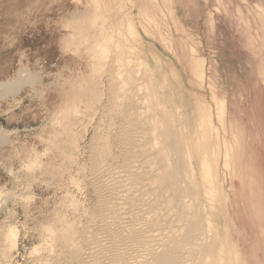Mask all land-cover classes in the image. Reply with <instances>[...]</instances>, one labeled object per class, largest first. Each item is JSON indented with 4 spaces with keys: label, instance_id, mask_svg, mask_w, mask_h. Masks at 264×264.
<instances>
[{
    "label": "rangeland",
    "instance_id": "obj_1",
    "mask_svg": "<svg viewBox=\"0 0 264 264\" xmlns=\"http://www.w3.org/2000/svg\"><path fill=\"white\" fill-rule=\"evenodd\" d=\"M89 1L0 0V84L12 89L0 88V264H52L55 257L52 252L55 249L57 253L58 247L55 237L47 236H52V232L54 236V232H57L56 228L61 224L57 221L59 216L70 217L67 219L70 221L74 215L76 222H71H78L79 226L85 222L82 216L87 210L85 207H89L90 192L79 169L83 165L80 163L86 162L87 146L94 125L100 123L98 115L103 114V101L107 92L104 77L98 78L97 88L99 86L102 99L99 97V102L93 103L97 106L92 105L91 108V105L86 104L84 96V99L79 98L80 105L77 106L75 116L81 114V117L78 116L75 120L81 121L78 124L74 120L76 123L71 126L73 135L67 136L55 120L59 114L57 111L68 101L65 96L66 88L86 85L91 77L89 67L93 59L86 61L90 56L85 48L88 47V42L82 40L85 34L93 31L90 19L93 20L91 14L94 12V5ZM115 1L118 8L111 11L114 17L106 12L105 16L107 14L109 23L114 18L115 28L128 23L132 25L137 33L135 38L128 35L125 27L123 30L133 53L143 61L142 68L147 70L146 77L151 78L150 80L153 77V82L160 85L162 82L168 84V89H165L167 96L188 114L187 117L196 120L202 116L209 120L210 150L214 151L215 148L218 151L216 182L220 184V196L226 202L231 225L229 237L239 251V264H264V0ZM108 21H98L94 28L102 29ZM114 30L112 36L116 38L118 35ZM83 66H87L89 70ZM84 73L89 74L85 76ZM76 76L84 77L86 82L81 80L82 77L77 81ZM30 77L34 80L32 78L31 81ZM15 78L17 81H13ZM8 80L10 81L7 82ZM65 80H70V83L67 84ZM60 89L63 91L58 92L61 100L56 95ZM57 103L59 109L55 106ZM83 103L87 108L83 107ZM52 107L58 110L54 112ZM83 112L89 114L84 117ZM51 119L55 124H52L54 122ZM56 132L61 137L57 141L52 136ZM74 132H79L82 139ZM51 137L55 138L54 141ZM75 137L79 139H74ZM63 138L67 147L70 146L69 142L76 140L77 143L75 149L73 145L68 147L70 151L67 150L73 154L71 163L62 157L61 159L56 150L57 142H61ZM66 138L73 141L68 140L66 143ZM50 143L52 146L56 143L54 149H51ZM50 159L56 162L52 163ZM54 165H61L58 166L59 171ZM63 166L67 171H63ZM46 168L52 171L47 172ZM76 170L79 172L76 173ZM52 174L53 177L49 176ZM75 176H79V185L75 182ZM63 197L66 201L70 199V203H66ZM69 204L70 212L67 208ZM83 204L87 206L84 205L81 209L80 205ZM74 205L79 207L73 208L72 213ZM55 210L58 217L54 218L56 215L52 211L56 212ZM77 215L81 216H78V220ZM46 220L51 222L48 221L50 226ZM49 227L53 229L50 230ZM9 228L11 237L4 235ZM217 228L220 229L218 224Z\"/></svg>",
    "mask_w": 264,
    "mask_h": 264
},
{
    "label": "bare ground",
    "instance_id": "obj_2",
    "mask_svg": "<svg viewBox=\"0 0 264 264\" xmlns=\"http://www.w3.org/2000/svg\"><path fill=\"white\" fill-rule=\"evenodd\" d=\"M92 2L94 5V12L91 14L93 20L90 19V21H92L91 27L93 28V31L82 37L83 41L88 42V47L85 48L89 51L90 56H87L88 59L86 61H88L89 58L93 59V63L90 65L91 67H89L91 68V74L86 73L91 77L88 76L90 79L87 82L83 80L84 77H80L81 80L86 82V85L81 87L69 86L66 88L67 90L65 89L67 94L65 96H67L68 101H65L67 102L66 105L64 103L65 106L62 107L63 104L59 106L62 108L57 111L59 114L56 113L58 115L55 120L60 124L58 127L61 126L60 128H62V131L66 133L67 136L73 135L71 134L73 133L71 132V130H73L71 129V126L75 125L78 121L75 120L78 116L81 117V114L75 116V111L78 108L77 106L80 105H78V103H80L79 98L84 96V98H86L85 101H87L86 104L91 105L92 108L93 103L96 101L99 102V100L102 99V94L100 95V91H98L99 86L97 88V85L98 78L101 76L104 77L103 80L105 79L104 81H106L107 84V86H104L107 87V92L105 93V97L103 96L105 98V101H103L104 109L103 111L100 110L103 114H101L102 116H100V114L98 115L100 123H98L99 125H94L87 146L86 162L85 164L83 162L80 163L83 165L79 169L90 192V204L88 208L85 207L87 210L84 211V216H82L85 219L83 220L85 221L83 225L79 226L78 222L76 223L77 225L71 222L72 220L76 222V217L73 219L74 215L73 218L71 217L72 220L70 221H68L70 217H65V219L61 215L57 220L58 222H61V224L59 223L60 227L56 225L60 229L56 228L57 232H54V236L53 232L51 236L50 234L48 235L50 231H47V237H55V243L58 247L56 248L55 246V248L58 249L57 253H55V249L53 250L54 252H52L55 254V257L53 263H51L239 264V251L235 247V242L229 237L231 225L228 211L226 209V202L224 197L220 196V184L218 185L216 182V178L218 177H216L218 151H216L215 148L214 151L210 150L209 120L204 119L202 116L196 120L187 117L188 114H186L178 104H175L167 96L168 94L165 89H168V84L166 85L165 82H162L160 85L158 82H153V77L152 80H150L151 78L146 77L147 70L145 71L142 68L143 61L133 53L129 40L126 38L123 30L125 27L128 35L135 38L136 32L132 25L128 23L123 27L119 25L118 28H115L113 21L114 18L110 19L112 22L109 23L107 14V18L105 16L106 12L114 17L111 11H115L116 8H118V3L115 0H91V4ZM85 4L87 6L89 5L87 3ZM93 5L91 6L93 7ZM85 9L86 8L84 7L83 11H85ZM109 12H111V14ZM103 19L104 21H108V23L105 24L106 26L103 24L104 26L102 27L100 25L102 22L100 21H103ZM116 19H118V17ZM98 21L100 22L99 26H101L102 29L94 28V26L98 25ZM109 24H113L114 26ZM113 30L118 35L117 36L115 33L117 36L116 38L114 35L112 36ZM71 35L72 34L70 33V37ZM61 41H63V39ZM63 42L68 43L67 41ZM79 42L77 43L79 44ZM78 44H76V46ZM67 47H69V45ZM73 47L72 49L74 50L75 48L76 50V47ZM69 48H71V45ZM85 48L82 49L86 51ZM84 50L82 51V54L84 53ZM76 51L80 53V50ZM87 66H83L84 69L87 68ZM89 68H87V70H89ZM32 78L30 77V80ZM69 78L70 77H68V79ZM75 78L78 77L76 76ZM80 78H78L77 81H79ZM14 80H16V78L13 79V81ZM9 81L10 80L7 82ZM65 81L66 83L68 82L67 80ZM35 82H32V84H35ZM62 82L64 83V81ZM62 82H60V85H63ZM69 83L70 80L67 84ZM1 84L0 88H4L5 85L2 84L3 86H1ZM56 85L59 86V84ZM61 88L63 87L61 86ZM5 89L8 88H4V90ZM55 89L58 88L55 87ZM59 91L60 93H63L62 89L58 90L56 92L57 97L59 96ZM12 95L14 94L12 93ZM84 98L82 97V99ZM60 100L58 99L59 102H61ZM86 104L83 103V107L87 108ZM55 106L58 108V103ZM94 106L97 105H93V107ZM53 107L52 109L54 110ZM100 107L101 106H99V108ZM89 108L90 106L88 109ZM58 109H55L54 112ZM100 109H102V107ZM79 111H77V113ZM83 114L85 117L86 112H83ZM74 120L76 122H74ZM52 121L54 123H51L55 124V121ZM54 131H56V129ZM57 132L61 134L60 131ZM57 132L55 133L56 135L52 133V136L56 138L55 141L59 140L57 139L58 137L61 138L60 135L58 136ZM78 133L76 134L78 135ZM62 135L63 134H61V136ZM49 136L50 134L48 137ZM54 137H51V139L53 138L52 141H54ZM79 137L81 138V135ZM79 137H75L74 139H79ZM64 138L60 140L62 143L59 141L57 142L56 150L60 158L62 157L65 161L70 162L73 154L71 155L70 152H68L70 151L69 148L74 145L73 148L75 149L77 143L76 140H74L75 144H73V140L66 138V143H68V140L73 141L72 143H68L70 145L68 148L67 144L65 145L63 141ZM46 140H48V138ZM54 144L56 145V143ZM52 145L53 144H51V146ZM54 146H52L51 149H54ZM28 158L29 157H27L26 160H28ZM51 159L50 161L52 162L53 159ZM54 161L56 162V160ZM54 161L52 163H54ZM47 163L46 166H49ZM74 165L77 167V164ZM58 166L61 165L56 166L57 171L60 169H58ZM50 168L52 170L54 169L52 167ZM51 169L47 170L46 168L45 171H52ZM62 169L63 171L65 170L64 166ZM28 170L30 169L28 168ZM77 170L76 173L79 172ZM40 175L39 177H41ZM55 175L58 176L56 173ZM62 175L64 174L62 173ZM49 176L53 177V174ZM78 177H76L77 179L75 178V182H78L79 185ZM59 181L61 180L59 179ZM70 181L73 182L72 179ZM63 199L66 201L64 197ZM70 201L71 200L69 199L66 203H70ZM78 202H76V204H78ZM73 204L75 203L73 202ZM84 205L86 204L80 205L81 209ZM69 206L70 204L67 207L69 208L68 212L71 211ZM77 207L79 206L75 207L74 205L72 209H78ZM74 209L72 210V213ZM85 209L83 208V210ZM52 213H55L56 215L57 211H52ZM62 213L64 214V212ZM72 213H70L69 216H71ZM59 214L61 213L59 212ZM78 216L80 215H77V217ZM55 217L58 216L56 215L54 218ZM78 219L79 217L77 220ZM49 223L51 222L49 221ZM53 224L55 223L53 222ZM53 224L52 227H54ZM217 224L220 226V229L217 228ZM52 227H49V229ZM10 228L6 229L7 232L4 233L5 236H12V234L11 236L9 235L11 232ZM39 257L41 256L39 255Z\"/></svg>",
    "mask_w": 264,
    "mask_h": 264
}]
</instances>
